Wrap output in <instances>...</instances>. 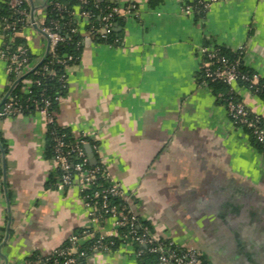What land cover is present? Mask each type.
Returning <instances> with one entry per match:
<instances>
[{
  "label": "crops",
  "instance_id": "1",
  "mask_svg": "<svg viewBox=\"0 0 264 264\" xmlns=\"http://www.w3.org/2000/svg\"><path fill=\"white\" fill-rule=\"evenodd\" d=\"M27 1L29 21H38L52 0ZM95 1L129 14L113 25L115 43L92 39L77 20L82 47L66 68L55 123L93 136L89 163L122 186L157 240L193 248L207 264H264V154L232 124L222 91L198 79L200 49L223 47L241 50L245 69L264 81V0H216L200 15L187 0ZM22 34L40 60L47 39L32 24ZM8 85L0 59V100ZM233 89L264 128V99ZM0 136V264L39 263L90 225L87 208L77 186L50 187L56 164L40 114L5 118ZM113 228L110 218L95 226ZM136 249L90 254L83 264H139Z\"/></svg>",
  "mask_w": 264,
  "mask_h": 264
},
{
  "label": "built area",
  "instance_id": "2",
  "mask_svg": "<svg viewBox=\"0 0 264 264\" xmlns=\"http://www.w3.org/2000/svg\"><path fill=\"white\" fill-rule=\"evenodd\" d=\"M3 1L0 0V2ZM215 1L197 0L198 8L196 11L200 13L205 12L209 5ZM9 2L12 7H19L23 3V0H9ZM53 3L56 8L60 7L59 0H54ZM82 3L85 4L86 0H82ZM106 9V13L101 17L103 23L98 31L99 39L103 42H107L108 39L113 37V18L117 16L122 20L129 14V10H120L114 5H108ZM186 10H190L188 6ZM17 12L19 16L10 21L4 22L3 18L1 20V28L10 33V40H13L16 36H23V28L18 30V23L23 22L25 23L24 26L34 24L38 31L43 33L47 39V54L51 53L55 56V46L68 39V37L56 32L59 28L57 21H52L50 25H46L42 18L32 23L29 21L28 13L24 8L19 9ZM69 15H72V13H69ZM73 16L75 20L81 19L82 21H87L89 12L80 10L78 14L74 13ZM76 30V27H73L70 29V32L74 33ZM4 37L5 34L2 32L3 40L0 45V59L5 62V71L8 75L11 73L16 74L15 79L20 77L19 81L23 82L24 90L29 92L33 81L25 79V75L34 71V66L36 65L35 63H30L28 48L26 46L19 45L14 50H9L4 42ZM200 53L199 82L204 85H207L209 82H217L228 87L225 108L230 121L237 127L249 129L255 142L264 150V128L261 118L249 112L233 89L235 85L242 84L249 91L264 95V85L260 83L258 76L248 71H242V51L233 52L236 57L232 60L221 55L218 47H203L200 49ZM70 59L71 56H65L56 61L62 65H66ZM32 68L34 69L31 71ZM42 68L43 72L46 71L47 74L50 72L47 65H44ZM66 68L65 74H61L59 77V81L63 87L66 82ZM49 105L50 101L46 98H41L36 103V112L43 117L47 127L54 123V116L49 111ZM22 107V104L15 97H12L10 92L5 93L3 101L0 103V123L7 117L21 114ZM81 137L76 143L66 148L63 139L60 136L54 135L52 137L54 161L56 168L61 171L60 180L57 184L58 189L77 186L79 191L82 192L86 188H92L90 195H81L87 208L90 225L69 237L67 244L55 250L51 258L39 259L38 262L44 263L52 259L53 264H82V261L90 254H107L114 250L112 249L116 246L114 239L119 238L120 242L115 249L117 247L125 248L128 245H137L139 246L136 249L137 255L145 251L156 255L155 264H201V254L198 251L189 247L181 251L172 250L157 240L148 226L138 221V218L126 203L125 192L122 186L115 182L102 167L87 165L88 158L82 145H90L87 141V139H90L92 142L90 146L94 151L98 150V146L93 136L89 133H84ZM71 154L77 159L74 163L69 162ZM100 178L105 179L107 183L105 185L100 184L98 182ZM111 198H118L119 203L109 204ZM106 218L113 220L114 228L104 232L96 230L95 226ZM119 229H123L125 232L121 234L119 233ZM169 245H171L170 242Z\"/></svg>",
  "mask_w": 264,
  "mask_h": 264
},
{
  "label": "trees",
  "instance_id": "3",
  "mask_svg": "<svg viewBox=\"0 0 264 264\" xmlns=\"http://www.w3.org/2000/svg\"><path fill=\"white\" fill-rule=\"evenodd\" d=\"M188 3L195 5L196 9L198 8V4L196 3V0H187ZM54 0H52L48 5L45 6L43 10V19L45 21L46 25H50L52 21H57L59 28L56 30V32L60 33L61 35L68 37L67 40L58 43L55 46L54 53L55 56H53L51 53H48L45 58L39 62L35 55L31 53V51L28 49V59L30 63H35V70L32 72H29L25 75V79H29L33 81V84L30 86V91L26 92L23 88V82L19 81L17 82L10 91V94L12 97H15L21 104H22V112L21 114H27V113H34L36 112V103L39 102L41 98H46L50 101L49 105V111L54 113V110L57 108L59 99L62 96L65 86L63 87L61 82L59 81V77L61 74H65V68L66 66L72 65L76 62L77 56L79 55V52L82 47V41L83 37L81 32L79 31L80 25L77 20H75L73 17L74 11L76 9L85 10L89 12V18L87 21H83V27L86 33L90 35V37L94 40H99V30L102 25L101 17L103 14L106 13L107 9L106 7L112 4H109L105 1H95V0H87L86 3H82L80 0H59L60 7L56 8L54 6ZM24 8L25 11L28 13L29 10V2L27 0H23V3L19 7H12L9 0H4L2 3H0V16L4 19V22L10 21L11 19L19 16L18 10ZM69 13H72V15H69ZM197 15H200V12L196 13ZM116 23H120L119 17L113 18V25ZM25 23H18V30L22 29ZM76 27V31L74 33L70 32V29ZM113 29V26H112ZM3 34H5L4 42L9 50H14L19 45H24L27 47L26 39L24 36H16L13 38V40H10L9 38V32L2 30ZM117 36L113 32V37L111 39H108V42L115 43L117 42ZM28 48V47H27ZM219 53L221 55L226 56L230 60L234 59L236 55L231 52L228 49H225L223 47L219 48ZM65 56H71V59L67 61L66 65H62L58 63L56 60L61 59ZM38 60V61H37ZM47 65V68L49 69V73L47 74L46 71L43 72V66ZM242 71H247L245 67L242 65L241 67ZM16 77V74L11 73L8 75L9 79V85L6 88V92L10 89L12 83L14 82ZM264 85V81H260ZM211 89L214 91H222V99L225 103V99L227 97L226 93L228 90V87L224 84L217 83V82H209L207 84ZM241 86H244L240 84ZM260 95L264 99V95ZM237 127V126H236ZM241 128V127H239ZM243 129L251 139V142L253 145L264 154V150L261 148L259 144H257L252 137L250 130L246 127H242ZM60 136L64 143L65 147L68 148L70 145L76 143L78 140H80L82 137L77 136L75 137L72 132L68 128L59 127L55 121L52 125L47 127V140H48V148L47 152L50 157L54 158V150H53V136ZM90 145H92V142L90 139H87ZM0 142H1V136H0ZM82 148L85 152V145H82ZM86 154V152H85ZM76 157L71 154L69 156V162L74 163L76 162ZM87 165L91 166V164L87 163ZM99 166V165H98ZM101 167V166H100ZM61 171L56 168L53 175H51L48 179V183L50 187L56 188L57 184L60 180ZM98 182L102 185H105L107 181L103 178L98 179ZM92 192V188H86L82 192H80L81 195H90ZM119 199L118 198H111L109 200V204H118ZM138 221L149 227L150 226L138 219ZM125 231L123 229H119V233H124ZM161 241L166 247H169L172 250L179 251L177 247H175L173 244L169 245V241L159 240ZM114 242L117 246V244L120 242L119 238H115ZM67 244L64 243L61 247L65 246ZM114 246L112 249H115ZM136 248H139V246L135 245ZM58 248V249H59ZM141 248V247H140ZM53 254V253H52ZM52 254L49 256L51 258ZM37 257L31 256L28 258V264H53L52 259H50L47 262L44 263H35V260ZM139 264H155L156 261V255L147 253L146 251L144 253H141L137 256ZM83 264V261H82ZM201 264H207V262L201 257Z\"/></svg>",
  "mask_w": 264,
  "mask_h": 264
},
{
  "label": "water",
  "instance_id": "4",
  "mask_svg": "<svg viewBox=\"0 0 264 264\" xmlns=\"http://www.w3.org/2000/svg\"><path fill=\"white\" fill-rule=\"evenodd\" d=\"M30 5H31V11H32V10L34 9V6H33V4H32L31 1H30ZM31 22H32V23L34 22V19H33V18H31ZM33 26L35 27L34 24H33ZM39 32H40V31H39ZM40 33H41V32H40ZM41 34L45 37V35H44L43 33H41ZM47 51H48V44H47V49H46L44 55L41 57V59H40L39 62H41V61L45 58V56H46V54H47ZM34 68H35V66H34ZM34 68H32L31 71H32ZM19 80H20V77H17V78L14 80V82H13V84L11 85L10 89L8 90V92H10L12 86H13L14 84H16ZM8 92H6V94H7ZM2 101H3V97H2V99L0 100V103H1ZM3 174L5 175V169H4V167H3ZM3 184H4V182H3ZM3 187H5V185H3Z\"/></svg>",
  "mask_w": 264,
  "mask_h": 264
}]
</instances>
